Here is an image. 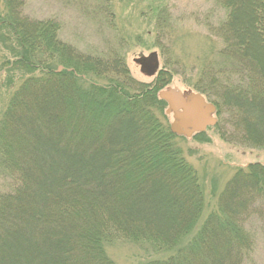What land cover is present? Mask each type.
Segmentation results:
<instances>
[{"label":"trees","instance_id":"obj_1","mask_svg":"<svg viewBox=\"0 0 264 264\" xmlns=\"http://www.w3.org/2000/svg\"><path fill=\"white\" fill-rule=\"evenodd\" d=\"M214 1L226 15L214 29L222 47L188 88L216 107L222 139L226 124L264 147V0ZM2 2L0 45L11 57L0 68L21 73L0 106V264H115L105 250L115 240L159 256L144 264H257L264 166L237 168L204 215L199 177L159 97L177 63L139 83L116 54L69 51L55 22L23 16V0Z\"/></svg>","mask_w":264,"mask_h":264},{"label":"rangeland","instance_id":"obj_2","mask_svg":"<svg viewBox=\"0 0 264 264\" xmlns=\"http://www.w3.org/2000/svg\"><path fill=\"white\" fill-rule=\"evenodd\" d=\"M22 15L30 20H52L58 25L57 40L69 51L88 56L116 54L123 60L130 78L143 84L153 82L157 72L149 74L143 67V61L153 54L158 68L165 62L177 63L172 84L162 90L180 91L186 95H196L188 88L216 51L222 47L216 29L224 21V10L214 0H23ZM0 0V10L3 9ZM157 7L158 10H154ZM161 15V16H160ZM161 18V20H160ZM163 18V19H162ZM166 19L169 40L160 36L156 25ZM164 24V25H165ZM162 37V38H159ZM163 44V45H162ZM0 45V66L4 59H10V51L3 53ZM58 48H62L58 45ZM162 49L167 50L165 56ZM66 50V49H65ZM61 65L56 64V71ZM62 67V66H61ZM149 67L148 65L146 66ZM10 68V66H6ZM0 68L2 77L0 86L7 85L9 74L17 77L10 88L4 89L0 101L3 107L11 93L18 87V70L7 71ZM64 68L59 72H62ZM38 73V72H36ZM34 73V74H36ZM87 83L97 82L88 76ZM161 90V91H162ZM206 102L209 100L206 98ZM168 107V106H167ZM218 121L222 117L215 115ZM169 125L173 122L168 115ZM221 130L208 128L202 141L190 137L178 136L176 145L183 156L197 172L205 197L204 215L216 209L217 197L225 183L231 179L237 168L249 164L264 166V147H254L240 139V133L223 125ZM237 135H231V134ZM243 135V133H242ZM227 137V136H226ZM0 186H2L0 184ZM203 215V216H204ZM107 256L115 264H144L149 259L158 258L149 247L128 241L115 240L106 244ZM253 259L257 264H264V233L257 232V242Z\"/></svg>","mask_w":264,"mask_h":264},{"label":"water","instance_id":"obj_3","mask_svg":"<svg viewBox=\"0 0 264 264\" xmlns=\"http://www.w3.org/2000/svg\"><path fill=\"white\" fill-rule=\"evenodd\" d=\"M147 67L146 69V66ZM142 67L153 74L158 69V62L153 54L142 63ZM62 70L60 67L58 72ZM159 97L168 102L167 113H173L174 121L170 130L175 135L190 137L193 133L204 132L207 127L216 124V119L212 116L215 107L207 104L204 98L199 95H186L180 91L165 90L159 93Z\"/></svg>","mask_w":264,"mask_h":264}]
</instances>
